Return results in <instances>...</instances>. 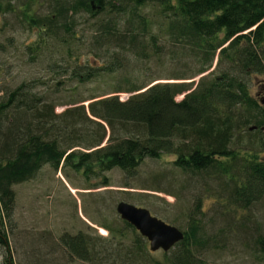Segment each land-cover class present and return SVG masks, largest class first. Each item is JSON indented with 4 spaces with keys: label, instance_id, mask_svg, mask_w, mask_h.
Returning <instances> with one entry per match:
<instances>
[{
    "label": "trees",
    "instance_id": "16d2710c",
    "mask_svg": "<svg viewBox=\"0 0 264 264\" xmlns=\"http://www.w3.org/2000/svg\"><path fill=\"white\" fill-rule=\"evenodd\" d=\"M40 1L0 0V15L19 12L35 30L26 50L32 61L48 65L53 78L24 80L0 97V264H14L8 239L14 187L42 168L71 169L86 182L118 170L130 180L146 159L163 156L173 158L169 163L194 185L196 196L180 230L182 241L162 252V260L207 264L200 254L216 238L205 232L203 201L212 198L226 219L264 200V0H42L44 14ZM83 15L93 28L86 44L75 34ZM165 45L187 48L200 65L198 75L209 72L215 59L216 66L196 84L140 88L124 80L129 87L118 86L116 95L92 97L87 106L72 100L73 107L55 112L59 106L51 97L63 83L84 85L113 75L129 56L149 59ZM83 50L92 53L90 62L79 59ZM59 53L72 69L59 68L53 60ZM62 73L69 79L58 80ZM252 77L261 82L254 96ZM39 86L46 92H38ZM123 92L130 95L125 101L117 96ZM118 224L103 226L107 239L64 232L57 247L68 259L88 264L162 263L151 260L157 252L147 250L132 226L121 219ZM127 235L131 241L124 244ZM253 246L264 259V238Z\"/></svg>",
    "mask_w": 264,
    "mask_h": 264
},
{
    "label": "rangeland",
    "instance_id": "374dc122",
    "mask_svg": "<svg viewBox=\"0 0 264 264\" xmlns=\"http://www.w3.org/2000/svg\"><path fill=\"white\" fill-rule=\"evenodd\" d=\"M41 1L42 8L38 10L44 14L46 4ZM87 17L80 16L75 29L76 37L80 38L78 43L86 44L92 36L93 28L85 21ZM31 30L19 12L0 15V97L4 91L13 89L24 80L50 78L48 65L32 61L26 50L36 39L35 30ZM79 55L80 60L89 62L93 56L88 50L81 51ZM53 57L62 70L72 69L68 68L69 61L60 53ZM215 66L216 59L206 74ZM199 68L196 57L187 48L181 50L177 46L165 45L161 53L149 59L129 56L128 63L113 75H102L84 85L67 81L55 91L51 102L59 106L55 110L59 114L73 107L71 104L77 101H84L80 105L87 106L86 100L92 97L116 95L118 86L123 89L129 87L124 80L140 88L156 83L196 84L206 75H198ZM67 79V73H62L58 80ZM253 79L255 77L249 84L252 96L256 95L261 83L255 84ZM54 83V80L49 81V86ZM37 91L44 92L45 87L39 86ZM117 96L125 101L130 95L123 92ZM180 99L181 96L177 98ZM259 155L260 159H264V153ZM172 159L169 156L159 160L146 159L130 180L118 170L101 173L86 182L71 169L62 168L54 172L49 167L42 168L32 180L14 187L13 227L8 232L14 264H88L63 256L56 240L64 232L75 234L78 231H89L107 239L109 234L103 226H119L120 218L115 212L118 202L144 208L152 216L184 231L187 212L193 206L196 190L188 179L174 170L169 163ZM105 178L108 186L102 185ZM202 208L205 232L209 237L215 235L216 238L201 252L202 260L207 264H264V259L253 246L258 236L264 238V200L235 218L223 219L219 214L222 211L220 205L215 204L212 198L205 199ZM219 229L224 231L223 235L218 234ZM130 241L131 235H127L124 244ZM146 248L148 250L147 243ZM151 260L164 264L159 251L153 254Z\"/></svg>",
    "mask_w": 264,
    "mask_h": 264
},
{
    "label": "water",
    "instance_id": "95a60500",
    "mask_svg": "<svg viewBox=\"0 0 264 264\" xmlns=\"http://www.w3.org/2000/svg\"><path fill=\"white\" fill-rule=\"evenodd\" d=\"M119 218L132 226L146 240L151 253L168 252L182 241L183 233L164 221L152 216L149 211L124 202L116 205Z\"/></svg>",
    "mask_w": 264,
    "mask_h": 264
}]
</instances>
